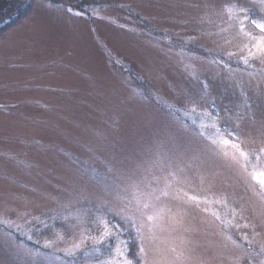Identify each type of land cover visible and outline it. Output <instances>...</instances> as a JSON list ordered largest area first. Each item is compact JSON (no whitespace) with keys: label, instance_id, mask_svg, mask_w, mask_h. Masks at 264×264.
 <instances>
[{"label":"rangeland","instance_id":"1","mask_svg":"<svg viewBox=\"0 0 264 264\" xmlns=\"http://www.w3.org/2000/svg\"><path fill=\"white\" fill-rule=\"evenodd\" d=\"M24 2L0 25V264H98L114 243L64 250L98 235L101 214L124 229L132 264H144L135 229L108 209L133 199L127 175L177 150L198 157L182 187L210 203L163 200L184 209L183 222L145 226L147 264H180L179 253L187 264H264V195L238 153L211 144L207 118L236 130L245 152L264 147V57L242 63L245 33L261 34L227 12L258 18L264 0ZM82 2L88 12L73 8Z\"/></svg>","mask_w":264,"mask_h":264},{"label":"snow or ice","instance_id":"2","mask_svg":"<svg viewBox=\"0 0 264 264\" xmlns=\"http://www.w3.org/2000/svg\"><path fill=\"white\" fill-rule=\"evenodd\" d=\"M71 11V9H69ZM236 11L244 14V20H247L251 26H254L256 30L261 34L259 36L252 35L251 33H245L253 41L251 49L249 50V57L242 58V63L246 66L249 65L250 59H260L264 57V15H258V18H252L248 15V11L243 8H233L231 5L227 7L229 15ZM228 57H231L233 53H228ZM214 63L218 62L216 60ZM195 108L192 112L195 113ZM208 120L211 121V127L216 129V139L211 140V144L215 146L218 151H223V148L230 147L239 157L244 160V167L248 170V174L252 180L255 181L259 187L261 194L264 195V168H257L253 166L250 170L248 165L259 164L262 157H264V147L253 149L251 152H245L241 148V137L239 133L234 129L220 128L218 123L211 114H207ZM208 125L202 124L201 127H207ZM203 135V133H200ZM227 156L228 153L224 152ZM186 152L179 150L174 152L162 151L156 155V158L147 165L145 168V174L134 177L133 175H127V179L131 181L130 187L133 190V199L127 202H123L118 209L109 208L113 215L120 217L122 221L131 224L135 229L137 240L139 241V257L146 262V251L144 247V228L148 227V231L151 233L153 229L160 226V223L167 217L172 224H181L182 214L184 209L177 207L175 211L168 207L166 203H163L165 199L176 200L185 206L199 207L201 204H208L210 201L207 197L201 198L199 194H191L186 191L182 185L190 182L191 177L187 174L198 157L193 154L191 157L185 158ZM235 158V157H233ZM154 169H159V175H157ZM204 177L201 176V181ZM119 187V186H117ZM212 203H221L223 206H227L226 199L214 200ZM235 215V210H233ZM217 220H220V216L215 212L212 213ZM96 222L100 227L98 235L93 236L91 232L88 234H82V238L78 243H74L70 248L64 250L65 255L75 256L77 252L82 251V246L87 243L88 240H92L95 245H104L106 242L114 243V252H112L109 258L98 261V264H132V261L128 259L125 248L127 247V241L121 239L124 229L120 224L114 223L106 216L101 214L96 217ZM224 223V221H221ZM228 226L232 227V222L229 220ZM244 227H248L247 224ZM154 238V237H153ZM231 239V237H229ZM243 239L249 244L247 236ZM233 243H236L233 241ZM46 247H51V242L45 243ZM93 251H99L98 248H94ZM175 251V249H173ZM91 255V253H86ZM180 264H187L190 257L185 256L184 253H179L176 257Z\"/></svg>","mask_w":264,"mask_h":264},{"label":"trees","instance_id":"3","mask_svg":"<svg viewBox=\"0 0 264 264\" xmlns=\"http://www.w3.org/2000/svg\"><path fill=\"white\" fill-rule=\"evenodd\" d=\"M24 5H25L24 0H0V22H1L0 25L2 26V23H4L3 27H5L6 25H13L14 22L17 21L16 19H18L21 16L19 12ZM87 7H89V5L86 2H82L81 4L79 3L76 4V6L75 5L73 6V8L81 12H88V9L90 8ZM88 14H90V12ZM222 60L224 63L228 61L224 57L222 58Z\"/></svg>","mask_w":264,"mask_h":264}]
</instances>
